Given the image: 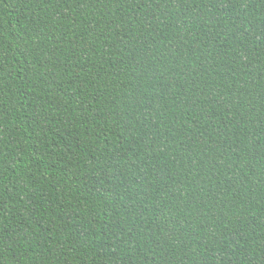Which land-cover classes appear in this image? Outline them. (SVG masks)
I'll use <instances>...</instances> for the list:
<instances>
[{
	"label": "trees",
	"instance_id": "obj_1",
	"mask_svg": "<svg viewBox=\"0 0 264 264\" xmlns=\"http://www.w3.org/2000/svg\"><path fill=\"white\" fill-rule=\"evenodd\" d=\"M0 264H264V0H0Z\"/></svg>",
	"mask_w": 264,
	"mask_h": 264
}]
</instances>
